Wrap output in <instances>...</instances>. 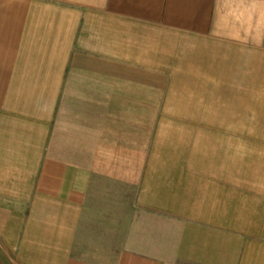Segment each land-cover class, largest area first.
<instances>
[{
  "label": "crops",
  "instance_id": "0c3cea01",
  "mask_svg": "<svg viewBox=\"0 0 264 264\" xmlns=\"http://www.w3.org/2000/svg\"><path fill=\"white\" fill-rule=\"evenodd\" d=\"M0 264H264V0H0Z\"/></svg>",
  "mask_w": 264,
  "mask_h": 264
},
{
  "label": "rangeland",
  "instance_id": "374dc122",
  "mask_svg": "<svg viewBox=\"0 0 264 264\" xmlns=\"http://www.w3.org/2000/svg\"><path fill=\"white\" fill-rule=\"evenodd\" d=\"M119 238H121V233H117V234H106L105 232L103 233V240L104 243H106V241H111L112 244H115V242L119 241Z\"/></svg>",
  "mask_w": 264,
  "mask_h": 264
}]
</instances>
